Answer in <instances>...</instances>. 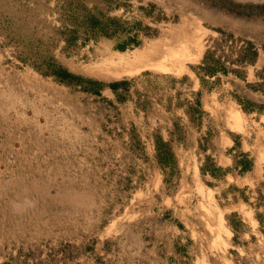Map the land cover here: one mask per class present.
I'll list each match as a JSON object with an SVG mask.
<instances>
[{
  "label": "rangeland",
  "instance_id": "374dc122",
  "mask_svg": "<svg viewBox=\"0 0 264 264\" xmlns=\"http://www.w3.org/2000/svg\"><path fill=\"white\" fill-rule=\"evenodd\" d=\"M262 154L264 0H0V264H264Z\"/></svg>",
  "mask_w": 264,
  "mask_h": 264
},
{
  "label": "trees",
  "instance_id": "16d2710c",
  "mask_svg": "<svg viewBox=\"0 0 264 264\" xmlns=\"http://www.w3.org/2000/svg\"><path fill=\"white\" fill-rule=\"evenodd\" d=\"M120 49L122 50V47H120ZM204 69H205V72L207 74H211L212 73V71H211L210 67L207 65V63L205 64ZM54 76L58 79L59 83H61V84L64 83L66 85L80 87L81 88L80 90H83V91H89V92H92V93H94V92L98 93V90H92V89L81 87L80 85L84 81L81 78H79V77L71 75L70 73H68L64 69H61V68L55 69ZM90 83H92V82H90ZM92 84H95V83H92ZM97 85L98 84H96V86ZM110 88L114 89V87H112V86H110Z\"/></svg>",
  "mask_w": 264,
  "mask_h": 264
},
{
  "label": "crops",
  "instance_id": "0c3cea01",
  "mask_svg": "<svg viewBox=\"0 0 264 264\" xmlns=\"http://www.w3.org/2000/svg\"><path fill=\"white\" fill-rule=\"evenodd\" d=\"M231 161H232V157H230V162H231ZM233 162H234V161H233ZM235 165H236V163H235ZM78 167H79V168H78ZM78 167H77V170H83V169H86V167H88V165H87V166L82 165V166H78ZM86 186H87V187L90 186L89 183H87Z\"/></svg>",
  "mask_w": 264,
  "mask_h": 264
},
{
  "label": "bare ground",
  "instance_id": "6f19581e",
  "mask_svg": "<svg viewBox=\"0 0 264 264\" xmlns=\"http://www.w3.org/2000/svg\"><path fill=\"white\" fill-rule=\"evenodd\" d=\"M169 57V56H168ZM157 65V64H156ZM157 70H162L163 69V64H158V66H156ZM264 154H262V156H260L261 159H263Z\"/></svg>",
  "mask_w": 264,
  "mask_h": 264
},
{
  "label": "built area",
  "instance_id": "2783aa9c",
  "mask_svg": "<svg viewBox=\"0 0 264 264\" xmlns=\"http://www.w3.org/2000/svg\"><path fill=\"white\" fill-rule=\"evenodd\" d=\"M7 156H9V158H11L10 154H9V155H7ZM7 156H6V157H7ZM11 159H12V158H11ZM8 160H9V159H8ZM9 161H10V160H9Z\"/></svg>",
  "mask_w": 264,
  "mask_h": 264
}]
</instances>
